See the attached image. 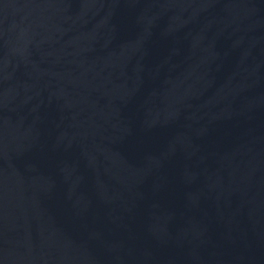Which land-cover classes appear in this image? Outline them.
<instances>
[{
    "label": "water",
    "instance_id": "95a60500",
    "mask_svg": "<svg viewBox=\"0 0 264 264\" xmlns=\"http://www.w3.org/2000/svg\"><path fill=\"white\" fill-rule=\"evenodd\" d=\"M0 264H264V0H0Z\"/></svg>",
    "mask_w": 264,
    "mask_h": 264
}]
</instances>
